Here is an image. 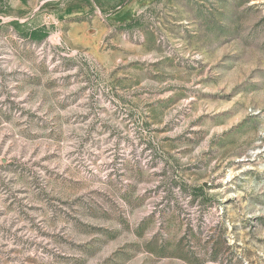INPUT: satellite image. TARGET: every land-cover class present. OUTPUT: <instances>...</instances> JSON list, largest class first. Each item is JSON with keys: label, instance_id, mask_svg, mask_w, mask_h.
Wrapping results in <instances>:
<instances>
[{"label": "rangeland", "instance_id": "374dc122", "mask_svg": "<svg viewBox=\"0 0 264 264\" xmlns=\"http://www.w3.org/2000/svg\"><path fill=\"white\" fill-rule=\"evenodd\" d=\"M37 2L0 0V40L16 37L12 51L0 44V118L11 122L18 113L24 123L33 121L35 113L23 105L42 91L48 94L42 103L54 100L60 85L44 80L46 61L32 65V58L49 48L70 49L89 69L86 78L107 73L116 96L111 104L120 101L125 120L135 125L136 111L125 109L146 101L143 138L130 154L139 183H156L137 196L139 184L105 190L49 170L51 191L36 183L37 203L24 205L27 190L5 197L10 189L0 179V221L17 210L28 221L19 228L15 220L0 224V264H264V192L242 189L244 178L264 184V170L241 159L249 151L264 156V143H255L264 142V0H45L38 26L25 20ZM145 6L150 15L137 14ZM34 30L45 36L32 39ZM12 57L21 63L6 71ZM25 62L36 71H25ZM75 63L63 59L66 69ZM177 128L182 131L169 135ZM119 142L132 144L131 137ZM0 169L28 172L14 160H3ZM238 190L240 196L232 194ZM44 208L63 221L59 232L37 228L30 213ZM28 226L42 239L20 237ZM78 236L91 239L80 244Z\"/></svg>", "mask_w": 264, "mask_h": 264}, {"label": "clouds", "instance_id": "9594fccd", "mask_svg": "<svg viewBox=\"0 0 264 264\" xmlns=\"http://www.w3.org/2000/svg\"><path fill=\"white\" fill-rule=\"evenodd\" d=\"M44 2L45 0H38L36 4L32 5L31 11L25 17V20L30 23L35 22L37 26L43 23V17L47 10L42 13L40 9ZM146 9L147 6L139 8L137 14L145 12L146 15H150ZM15 39V35L12 34L0 40V44L6 45L7 50L12 51L10 42ZM65 47L67 46L65 45ZM181 55H183V52H181ZM53 56H55L54 63L52 62ZM64 57H74L75 65L67 69L64 68ZM41 60L46 61L48 69V75L44 76V80L56 78L60 87L54 90L57 93L54 100L42 103V97L48 95L42 91L33 103L23 105L24 108L35 113L33 121L24 123L18 113L11 122L4 123L0 118V153H2L0 163L3 160H14L22 168L28 170L27 173L21 176L19 172L0 169V179L10 189V191L3 192L2 195L7 197L12 193H16L17 190H27L23 204H36L37 201L33 199L36 183L51 191V188H48L49 175L51 174L49 170L62 174V178L63 175L72 174L78 180L90 182L91 187L105 190L122 191L126 186L139 184V191L136 192L137 196L142 194L145 187H154L155 180L152 184L139 183V177L135 171L137 167L136 160L130 154L135 142L143 138L141 112L144 111L143 105L146 101L134 100L132 103L136 107L125 109V111H136L137 119L135 125H133L131 121L125 120L124 114L117 112V107H123L119 100L116 101L115 106L111 104L116 96L113 94V85L107 78V73H101L100 79H96V77L86 78L89 69L84 66L81 57L75 56L70 49L67 52H60L49 48L42 53L37 52L31 63L32 65H40ZM12 61L11 65H5L6 71H11L18 63H21L15 57H12ZM23 67L25 71H36L35 67L30 68L26 62ZM53 69L56 71L53 72ZM66 76L71 78L67 82L59 79ZM8 87L11 90L12 85ZM29 91L30 89H26L19 94V99L27 96ZM116 92L131 100V97L121 92L119 88L116 89ZM66 98H68L67 107L57 106L65 102ZM4 99L5 96L0 95V101ZM18 121H20L19 125H17ZM180 131L182 129L177 128L175 132L169 133V135H175ZM17 133H19L18 136ZM133 133H137V135H133ZM121 136L131 137L132 144L118 143ZM259 136H264V125H262ZM6 137L9 138L5 139ZM155 142L153 140V143ZM255 143L264 142L257 139ZM201 147L196 148L193 155L200 153ZM136 151L138 153L140 149ZM260 151L264 153V147H261ZM241 159L256 160L260 169L264 170V162H262L264 156L258 157L256 152L249 151ZM65 168L68 169V173H65ZM150 177L151 173L146 171L145 178ZM244 179L247 181L242 185L244 192H264V184H257L249 178ZM9 181H12V183H9ZM187 182L189 184L193 183L192 180ZM238 183L240 181L234 182L232 186L234 187ZM173 192L174 194L179 193L180 189L176 188ZM232 194L240 196L242 192L238 190ZM161 195L164 196L167 193ZM158 199L156 198L150 203L155 204ZM184 202L186 203V201ZM23 211L27 212L28 210L23 208ZM30 215L35 217L34 223L41 231L59 232L65 226L63 221H53L54 214L47 208H44L42 212L30 213ZM11 220L16 221L17 228L22 223L28 225L27 220L18 217V210L13 211L11 217H4L0 224L7 228ZM67 230H71V225L67 226ZM3 235L4 233L0 232V237H3ZM18 235L24 240L39 241L42 239L37 235V231L32 230L30 226ZM90 239V236H78L76 242L84 244ZM5 242L11 245L12 239L9 238ZM43 242L48 243V241ZM89 264H94V262L90 261Z\"/></svg>", "mask_w": 264, "mask_h": 264}, {"label": "trees", "instance_id": "16d2710c", "mask_svg": "<svg viewBox=\"0 0 264 264\" xmlns=\"http://www.w3.org/2000/svg\"><path fill=\"white\" fill-rule=\"evenodd\" d=\"M29 35L34 40H41L45 36V34H42V32H40V30H34V31L30 32Z\"/></svg>", "mask_w": 264, "mask_h": 264}]
</instances>
